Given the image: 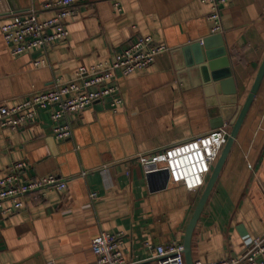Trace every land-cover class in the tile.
<instances>
[{"label": "crops", "instance_id": "0c3cea01", "mask_svg": "<svg viewBox=\"0 0 264 264\" xmlns=\"http://www.w3.org/2000/svg\"><path fill=\"white\" fill-rule=\"evenodd\" d=\"M47 1L0 0V101L9 107L57 79H73L80 66L109 61L137 36L170 49L147 68L119 76L123 101L116 107L96 102L70 114L69 138L55 137L51 108L19 129L0 126V176L26 160L31 175L54 173L67 182L64 190L29 194L7 216L0 207V264H95L92 240L102 231L122 232L128 259L151 264L157 245L184 244L204 186L161 187L162 181L149 180L138 156L230 125L223 117L234 106L231 98L199 70L191 75L181 50L213 35L211 7L202 0H82L65 39L13 56L1 26ZM53 15L38 12L40 21ZM222 24L242 104L264 58V0H233L222 10ZM39 58L44 62L36 66ZM262 233L264 80L195 227L193 259L239 256Z\"/></svg>", "mask_w": 264, "mask_h": 264}, {"label": "built area", "instance_id": "2783aa9c", "mask_svg": "<svg viewBox=\"0 0 264 264\" xmlns=\"http://www.w3.org/2000/svg\"><path fill=\"white\" fill-rule=\"evenodd\" d=\"M82 0H48L41 8L13 15L1 26V34L8 51L13 56L36 49L47 48L69 35L67 23L76 13L75 6ZM211 10L208 19L212 23L211 34L223 30L222 10L233 0H202ZM119 7V3L115 2ZM53 10L54 15L40 21L38 12ZM170 48L155 43L151 36H137L131 43L106 62L80 66L69 81L57 79L54 86L36 91L24 101L9 107L0 101V126L19 129L32 123L41 110L52 109L55 137L69 138L72 125L69 115L83 111L96 102H106L116 107L122 100L119 76H128L136 70L154 63L156 57ZM42 58L35 60L39 66ZM231 125L226 124L205 134L160 150L141 154L138 159L146 173L166 170L168 182L183 185L190 190L205 186L211 171L230 135ZM29 162L17 160L9 171L0 176V207L2 216L20 210L29 194L49 190H64L67 182L57 174L31 175ZM96 193H92L95 196ZM6 204V205H5ZM123 233L102 231L92 240L95 264H143L142 260L130 261L123 249ZM151 264H186L184 245H157ZM194 264H264V233L239 256L219 260H195Z\"/></svg>", "mask_w": 264, "mask_h": 264}, {"label": "water", "instance_id": "95a60500", "mask_svg": "<svg viewBox=\"0 0 264 264\" xmlns=\"http://www.w3.org/2000/svg\"><path fill=\"white\" fill-rule=\"evenodd\" d=\"M215 43H219L222 46L219 45L216 49L213 47V44ZM222 43V35L217 33L212 36L209 35L200 41L191 42L181 47L183 56L185 57L184 63L189 69L188 72L192 75L194 71L199 70L203 77H205L206 83L211 84L215 82L218 92L225 96H229V98H231L230 103H234L233 107L226 108L225 115L223 117V120H230V135L221 150L209 178L206 181L203 192L185 232L183 245L186 264H194L192 255V236L195 227L264 80L263 58L244 102L242 104H238L239 89L236 80L233 78L231 68L229 67L230 63L227 50ZM211 91H213V88H208L206 93L212 96L213 94ZM209 102L210 104L212 103L213 105H216L215 99L209 100ZM147 174L150 181H162L161 187H164V184L168 182L169 175L166 170Z\"/></svg>", "mask_w": 264, "mask_h": 264}]
</instances>
